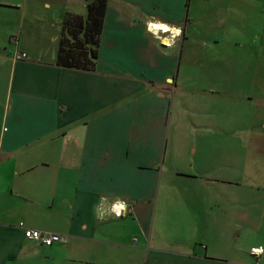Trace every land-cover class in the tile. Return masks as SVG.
I'll return each mask as SVG.
<instances>
[{
    "label": "crops",
    "instance_id": "crops-1",
    "mask_svg": "<svg viewBox=\"0 0 264 264\" xmlns=\"http://www.w3.org/2000/svg\"><path fill=\"white\" fill-rule=\"evenodd\" d=\"M86 2L17 0L0 40V264H264L250 259L264 250V56H236L257 47L262 0H108L94 68L58 65L64 17H86ZM150 23L182 35L165 46ZM13 33L31 44L11 48ZM194 44L251 73L208 77L234 108L215 111L210 160L195 167L168 147ZM255 100L245 117L239 104ZM221 132L234 136L223 147ZM24 228L67 241L47 247Z\"/></svg>",
    "mask_w": 264,
    "mask_h": 264
},
{
    "label": "rangeland",
    "instance_id": "rangeland-1",
    "mask_svg": "<svg viewBox=\"0 0 264 264\" xmlns=\"http://www.w3.org/2000/svg\"><path fill=\"white\" fill-rule=\"evenodd\" d=\"M263 5L261 7V20L259 27V35L258 39H256L257 47H254L253 51H237L236 56L241 55L242 60L252 61V58H259V56H264V0H262ZM38 4L40 2L37 1ZM22 7V6H21ZM29 11V7L27 8ZM38 10L44 13L42 19L48 15H51L54 11L51 9H46L42 6H38ZM21 9L19 8V4H17V0H0V40L1 43H5V32L10 29V27L16 25L20 22ZM41 20L39 16V21ZM30 27H35V24L32 23L29 19L27 20ZM43 25V22H42ZM26 28V27H24ZM48 33H53L49 31ZM54 34V33H53ZM13 36H19L18 33H13L10 35L8 39L9 45L10 39ZM20 38V36H19ZM66 41L70 39L69 33L65 37ZM21 44H23V48L26 49L31 44V38L26 35H21ZM43 45L48 42V39L45 37L41 38V42ZM56 41V40H55ZM166 43V42H165ZM49 44V43H48ZM47 44V45H48ZM15 45H11L12 48ZM208 49L200 48L198 45L192 46L193 57L189 63L188 72L189 79L187 80L190 84L186 88L183 93H176L174 98L175 107L173 108V115L170 116V130H169V138L170 145L169 148L172 147V150H181L184 146L188 152L191 153V157H193V167L196 166V163L203 162L201 160L202 157H206L210 160L211 155V146L213 143L214 137H217V134H214V130L212 129V125L210 123L213 122V116L215 115V111L221 107L224 116L227 114L226 110L229 106H232V99L226 92L221 91L219 87H216L215 84L217 82L212 77L222 76L226 79L234 76L235 80L244 82L251 73H249V69L247 66H239L237 72L234 73L233 63L227 61L223 58V54H220V57H208L210 58L209 62L205 61L204 56H202L205 51ZM222 49L219 50L221 52ZM185 63L183 64V68H181V76L184 74L183 69L186 68ZM250 68V66H249ZM209 77V78H208ZM223 85H227L230 81L226 80L222 82ZM243 100L241 99L242 102ZM258 106L257 101L255 103H250L246 107H243L239 104L238 108H242V111L245 112V117H250L253 114V109ZM223 116V118H224ZM234 136L225 134L221 132L219 138L222 142L230 139ZM220 144V143H218ZM216 147V146H215ZM214 147V149H215ZM222 152V151H221ZM236 155L233 154V157ZM226 161V160H225ZM222 163V162H221ZM224 164V163H223ZM243 162H239L238 165L242 166ZM202 168H207V170L211 173L210 161L202 164ZM222 167L221 164H217V171ZM212 168V170H214ZM229 170V169H228ZM176 251V250H173ZM247 255V254H246ZM252 262H256L254 257L250 256ZM263 261V259L261 260Z\"/></svg>",
    "mask_w": 264,
    "mask_h": 264
},
{
    "label": "trees",
    "instance_id": "trees-1",
    "mask_svg": "<svg viewBox=\"0 0 264 264\" xmlns=\"http://www.w3.org/2000/svg\"><path fill=\"white\" fill-rule=\"evenodd\" d=\"M87 16L67 13L60 40L58 65L92 70L98 59L108 0H86ZM69 33L70 39L65 37Z\"/></svg>",
    "mask_w": 264,
    "mask_h": 264
},
{
    "label": "built area",
    "instance_id": "built-area-1",
    "mask_svg": "<svg viewBox=\"0 0 264 264\" xmlns=\"http://www.w3.org/2000/svg\"><path fill=\"white\" fill-rule=\"evenodd\" d=\"M152 24H148V29L150 30V26ZM162 31V30H160ZM180 31V30H179ZM182 35V32L180 31V34L178 33V35L176 33H174L173 31H169L168 35L165 38H170V43H164L165 46H171L175 39L177 37H180ZM10 43L14 44V45H18L19 44V37L18 36H13L10 39ZM18 57L21 58H25L26 54L25 53H19ZM127 208L126 204L124 202H116L115 204H113L111 206V209L114 211L115 215L117 216H121L124 212V210ZM21 227L24 226L23 223L19 224ZM24 233H25V237L27 239H30L33 242L45 245L47 247L53 246L56 243H60L63 242L65 243L67 241V237L64 236L63 234H59V233H53V232H49L47 230H36V229H32V228H24ZM251 254L256 257V262L259 263L260 259H262L263 254H264V250L261 247H257V248H253L251 250Z\"/></svg>",
    "mask_w": 264,
    "mask_h": 264
},
{
    "label": "bare ground",
    "instance_id": "bare-ground-1",
    "mask_svg": "<svg viewBox=\"0 0 264 264\" xmlns=\"http://www.w3.org/2000/svg\"><path fill=\"white\" fill-rule=\"evenodd\" d=\"M151 28H154L155 30H158V29H160V28H164V30H167V27H165L164 25H160V24H153V25H151ZM160 30H162L161 31V33H163L164 31H163V29H160ZM160 32V31H159ZM169 33V32H168ZM168 33H163V35H165V34H168ZM177 34V33H176ZM178 35V34H177ZM170 38H168L167 37V43H170Z\"/></svg>",
    "mask_w": 264,
    "mask_h": 264
}]
</instances>
